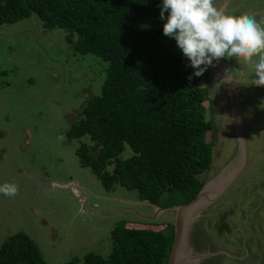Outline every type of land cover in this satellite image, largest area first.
I'll list each match as a JSON object with an SVG mask.
<instances>
[{"label":"rangeland","instance_id":"1","mask_svg":"<svg viewBox=\"0 0 264 264\" xmlns=\"http://www.w3.org/2000/svg\"><path fill=\"white\" fill-rule=\"evenodd\" d=\"M223 2L215 0V5L228 14L264 19V0ZM214 63L225 76L208 67L198 81L207 91L203 107L211 121L205 134L212 145L211 163L204 183L239 151L227 90L220 82L224 78L237 87L248 158L234 184L188 223L186 251L208 254L190 264H264V87L252 83V67L236 58ZM104 67L97 56L73 51L61 28H43L34 14L0 24V184L19 186L14 198L0 194V242L24 232L48 263L87 252L106 256L109 229L120 220L149 229L173 222L172 197L159 208L140 201L135 190L113 187L107 199L100 180L77 161L78 140L65 137L76 112L99 93ZM130 154L125 146L120 157ZM76 164L86 170L81 176ZM66 179L77 181L70 182L71 188L60 186ZM84 195L86 211L78 201Z\"/></svg>","mask_w":264,"mask_h":264},{"label":"trees","instance_id":"2","mask_svg":"<svg viewBox=\"0 0 264 264\" xmlns=\"http://www.w3.org/2000/svg\"><path fill=\"white\" fill-rule=\"evenodd\" d=\"M162 3L0 0V24L34 14L43 28H61L73 51L105 63L99 93L76 112L65 137L78 140V163L89 167L104 189L135 190L140 201L159 208L169 197L180 205L197 194L212 154L205 138L211 129L203 107L207 91L175 39L163 34L168 12L160 18ZM125 146L131 154L121 158ZM172 236L169 222L149 229L120 220L109 230L106 256L87 252L48 263L17 231L0 242V264H166Z\"/></svg>","mask_w":264,"mask_h":264},{"label":"clouds","instance_id":"3","mask_svg":"<svg viewBox=\"0 0 264 264\" xmlns=\"http://www.w3.org/2000/svg\"><path fill=\"white\" fill-rule=\"evenodd\" d=\"M165 11L168 16L163 34L175 39L195 69V76L214 67V61L236 58L252 67V83L264 87V19L257 20L252 14H228L215 5V0H163L161 19ZM0 194L14 198L19 186L0 184Z\"/></svg>","mask_w":264,"mask_h":264},{"label":"water","instance_id":"4","mask_svg":"<svg viewBox=\"0 0 264 264\" xmlns=\"http://www.w3.org/2000/svg\"><path fill=\"white\" fill-rule=\"evenodd\" d=\"M210 68L212 72V67L210 66ZM220 82L227 90L231 118L235 127L236 137L239 142V151L235 158H233L228 165L225 166L219 175L212 180L203 183L197 194L191 200L185 204L169 207L174 208L175 213L172 222L173 236L166 264H190V262L208 255H191L186 251L185 231L188 223L192 220L190 219L189 214L195 209V215L197 216L199 212L209 207L234 184L246 167L248 158V143L245 126L240 114L237 87L233 83L232 79L228 80L224 78ZM196 216H194V218Z\"/></svg>","mask_w":264,"mask_h":264},{"label":"crops","instance_id":"5","mask_svg":"<svg viewBox=\"0 0 264 264\" xmlns=\"http://www.w3.org/2000/svg\"><path fill=\"white\" fill-rule=\"evenodd\" d=\"M224 2H226V0H224ZM223 2V3H224ZM220 3V4H219ZM217 5H218V7H220V6H222L223 4H221V1L219 2ZM212 70L214 71V72H218V73H220L219 71H221L219 68H217L216 66H214V67H212ZM222 76H225V73L223 72V71H221V77ZM78 161V160H77ZM77 166H78V164H76ZM76 166V167H77ZM79 168H78V170H77V172H80L79 173V176H81L83 173H85V172H83V171H86L84 168H81L80 166H78ZM69 178V177H68ZM75 179H66V181H63L61 184H60V186H62V187H69V188H71L69 185L71 184L70 182H72V181H74ZM75 181H77V180H75ZM78 183V182H77ZM57 185V184H56ZM114 188H117V187H122V186H120V185H114L113 186ZM112 187V188H113ZM80 188V187H79ZM82 189V188H81ZM111 189V188H110ZM84 190V189H83ZM105 191V197L107 198V199H109V196L107 195L108 194V191H109V189H105L104 190ZM84 192V191H83ZM88 197V196H87ZM88 212H94V213H96L94 210H90V211H87V213ZM117 213V212H116ZM116 213H114V214H116ZM143 218H145L146 216H142ZM111 229V228H110ZM109 229V230H110Z\"/></svg>","mask_w":264,"mask_h":264},{"label":"built area","instance_id":"6","mask_svg":"<svg viewBox=\"0 0 264 264\" xmlns=\"http://www.w3.org/2000/svg\"><path fill=\"white\" fill-rule=\"evenodd\" d=\"M73 184L72 183L71 185H69L70 187H73ZM88 197L84 195V197L80 196L78 198V201L80 202V204L82 205V208L86 211V208H87V205H88ZM93 206H96L95 204H93Z\"/></svg>","mask_w":264,"mask_h":264},{"label":"bare ground","instance_id":"7","mask_svg":"<svg viewBox=\"0 0 264 264\" xmlns=\"http://www.w3.org/2000/svg\"><path fill=\"white\" fill-rule=\"evenodd\" d=\"M195 213H196L195 209L190 212V214H189L190 215V219H193L194 216H196Z\"/></svg>","mask_w":264,"mask_h":264},{"label":"flooded vegetation","instance_id":"8","mask_svg":"<svg viewBox=\"0 0 264 264\" xmlns=\"http://www.w3.org/2000/svg\"><path fill=\"white\" fill-rule=\"evenodd\" d=\"M235 84V83H234Z\"/></svg>","mask_w":264,"mask_h":264}]
</instances>
